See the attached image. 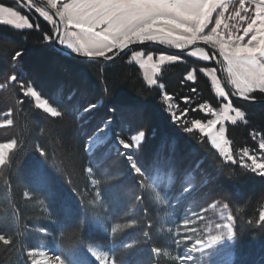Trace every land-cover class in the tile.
<instances>
[{"label":"trees","instance_id":"16d2710c","mask_svg":"<svg viewBox=\"0 0 264 264\" xmlns=\"http://www.w3.org/2000/svg\"><path fill=\"white\" fill-rule=\"evenodd\" d=\"M0 5L32 25L0 23V144L15 143L0 165V264H31L27 251L41 243L57 245L69 264H96L85 253L89 245L108 250L118 264H178L156 253L168 240L144 178L156 172L172 175L175 194L189 176L197 208L207 213L215 203L214 210L228 212L235 235L232 264H264V173L227 161L206 135L190 129L191 122L211 118L201 105L219 109L225 103L200 70L208 63L181 54L163 67L160 86H151L128 60L129 52L111 64L66 56L52 44L54 26L14 0ZM191 70L193 81L186 79ZM30 87L58 114L37 106ZM164 93L182 114L179 119ZM252 96L264 99L262 92ZM231 102L245 114L243 121L225 124L237 159L264 142V104ZM107 121H112L110 141L133 145L132 137L143 135L132 152L140 172L131 169L125 149L87 152V139ZM97 191L104 200L99 205ZM106 218L120 228L102 229L98 220Z\"/></svg>","mask_w":264,"mask_h":264},{"label":"rangeland","instance_id":"374dc122","mask_svg":"<svg viewBox=\"0 0 264 264\" xmlns=\"http://www.w3.org/2000/svg\"><path fill=\"white\" fill-rule=\"evenodd\" d=\"M14 1L19 7L35 12L54 26L52 16L31 1ZM44 1L60 15L61 43L72 51L108 56L137 41H158L174 49L195 41H206L220 50L227 77L236 89L250 97L255 92L264 93V0ZM0 23L18 29L32 27L27 17L2 5ZM140 47L129 51L128 60L139 66L146 83L151 86L158 85L160 73L166 64L181 59V54L166 50L156 53ZM182 55L208 63V66L200 70L208 77L216 95L225 99L219 109H213L208 104L201 105V110L210 114L211 118L206 122H191L190 129L206 135L227 161L237 160L249 169L264 173L263 141H260L256 151L239 152L237 159L231 154L225 124L243 121L245 114L232 105L219 77L216 56L203 47L193 48ZM194 78L195 71L191 70L186 79L193 81ZM27 92L37 106L52 115L58 114L33 88H28ZM163 97L171 114L179 119L182 114H177L179 109L171 96L164 93ZM106 126H102L103 132L106 131ZM110 138L105 137L97 149H125L122 153L129 158L131 169L140 172L132 152L134 146L142 141L143 135H134L133 145L123 143L119 138L110 141ZM14 147L13 141L0 144V165ZM95 149H88L89 153H93ZM188 177L185 176L182 182L184 188L177 194L172 190L174 178L171 174L156 172L144 177L159 210L157 225L168 239L163 249L156 250L157 256L172 258L178 264H232L235 235L230 215L223 207L214 210L215 203L209 206L207 213L206 210L197 208L196 192L187 182ZM97 185L96 180H93V186ZM96 194L94 202L99 205L104 200L98 191ZM98 223L102 225V229L111 233L120 228L118 223L114 224L107 218L104 222L99 219ZM27 252L31 264H69L57 245L41 243ZM107 264L114 263L109 260Z\"/></svg>","mask_w":264,"mask_h":264},{"label":"water","instance_id":"95a60500","mask_svg":"<svg viewBox=\"0 0 264 264\" xmlns=\"http://www.w3.org/2000/svg\"><path fill=\"white\" fill-rule=\"evenodd\" d=\"M29 1H31L32 3L37 5L40 9H42L43 11L47 12L48 14H50L52 16V18L54 20V26H55L52 44L56 50L60 51L61 53H63L66 56L76 58L79 60H84V61H101L104 64H111V63L118 61L120 58H122L129 51H131L132 49L139 47V46H155V47H159L163 50H166L168 52L175 53V54H184L193 48L203 47V48L210 50L216 56V58H217V69H218L219 77H220V79L222 81V85H223L224 89L226 90L230 99L245 101V102H249V103H253V104H264V99L250 97V96L240 92L238 89H236L230 83V81L227 77V74H226L224 60H223V57H222L220 50L218 49L217 46H215L209 42L195 41V42L189 43L183 47L174 49V48L167 46L166 44L158 42V41L144 40V41H137L134 43H130V44L124 46L123 48L119 49L118 51H116L114 54H112L110 56H105V55L96 54V53L83 54V53L72 51V50H70V49H68L62 45V43H61L62 20H61L60 15L58 14V12L51 5H49L44 0H29ZM108 125L110 127L111 122H108ZM94 138L95 137L93 136L92 138H90L87 141L88 145H89V142H92V141H94L95 145L98 144V141L94 140ZM93 252L98 254L99 251L94 250ZM105 262H106V256H104V259L101 263H105Z\"/></svg>","mask_w":264,"mask_h":264},{"label":"bare ground","instance_id":"6f19581e","mask_svg":"<svg viewBox=\"0 0 264 264\" xmlns=\"http://www.w3.org/2000/svg\"><path fill=\"white\" fill-rule=\"evenodd\" d=\"M106 131V133L105 132H103L102 130H100L101 132H99L97 135H95V137H96V140H98V144H100V143H102V142H104V138L106 137H108L109 136V127H108V125L106 126V129H105ZM95 139V138H94ZM104 139V140H103ZM103 140V141H102ZM94 145V141H92L91 143H90V146L92 147Z\"/></svg>","mask_w":264,"mask_h":264}]
</instances>
